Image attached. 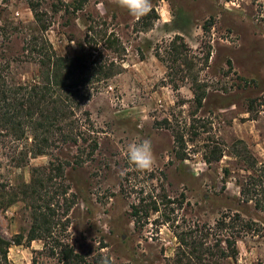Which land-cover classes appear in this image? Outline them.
<instances>
[{
	"label": "rangeland",
	"instance_id": "374dc122",
	"mask_svg": "<svg viewBox=\"0 0 264 264\" xmlns=\"http://www.w3.org/2000/svg\"><path fill=\"white\" fill-rule=\"evenodd\" d=\"M110 36L119 51H106ZM44 42L66 58L96 50L118 69L82 105L90 123L78 114L95 132L87 142L20 169L0 147V242L10 244L0 264H66L60 246L81 264H176L182 234L192 264H264V211L240 195L264 166V0H152L139 19L116 0H0L1 77L35 81L29 50ZM144 139L155 164L140 172L126 152ZM154 204L135 225L131 208ZM225 240L235 260L218 257Z\"/></svg>",
	"mask_w": 264,
	"mask_h": 264
},
{
	"label": "trees",
	"instance_id": "16d2710c",
	"mask_svg": "<svg viewBox=\"0 0 264 264\" xmlns=\"http://www.w3.org/2000/svg\"><path fill=\"white\" fill-rule=\"evenodd\" d=\"M28 5L34 12V6L31 3ZM43 29L45 28H42V31ZM110 37L111 39H106L107 47L109 46L106 51L119 44L115 38ZM118 44L116 52L119 51ZM29 52L38 57L39 73L35 81L15 84L0 76V147L10 150V154L6 157L17 169L27 166L30 160L50 156V151L57 149L58 144L77 146L80 141L87 142L85 136L91 138L89 134L95 132L81 130L82 122L78 114L82 105L90 101L93 93H96L101 85L116 73L115 69H118V65L113 60H109L107 55L102 57V53L93 49L86 51L80 47L75 56L66 58L58 56L50 43L44 42L42 47L34 46ZM194 95L197 105L201 106L203 96L196 92ZM80 115L86 117V123H90L89 113L82 112ZM97 148L98 145L95 143L90 152L93 153ZM57 167L55 170L61 169L60 166ZM28 188L30 186H26V189ZM30 193L35 194L33 189ZM240 195L244 202L255 201L257 209L264 211V166L253 170L249 182L241 186ZM131 209L135 225L140 223L142 217H149L150 212H158L155 204L142 211L137 206ZM222 227L226 226L221 224ZM37 239L35 232H31L29 242ZM177 239L179 251L175 263L183 264L184 260H187L192 264L187 252L191 244L186 235L177 236ZM21 242L22 240H18L16 245L20 246ZM0 244L4 243L0 242ZM225 244L226 252L219 244L215 246L218 249V257L221 261L235 260L236 243L225 240ZM4 245L6 249L10 248L9 243ZM208 253L213 260L216 255L211 251ZM60 255L61 261L66 264H81L84 261L83 257L76 255L69 246H60ZM2 256L3 260L7 261V251L4 250ZM202 257L196 258L197 261L200 260L201 263ZM191 259L194 260L195 257Z\"/></svg>",
	"mask_w": 264,
	"mask_h": 264
},
{
	"label": "clouds",
	"instance_id": "9594fccd",
	"mask_svg": "<svg viewBox=\"0 0 264 264\" xmlns=\"http://www.w3.org/2000/svg\"><path fill=\"white\" fill-rule=\"evenodd\" d=\"M122 9L127 10L133 18H142L152 9V0H116ZM129 163L140 172L150 171L155 164L153 144L150 139H144L139 143H130L126 152Z\"/></svg>",
	"mask_w": 264,
	"mask_h": 264
}]
</instances>
